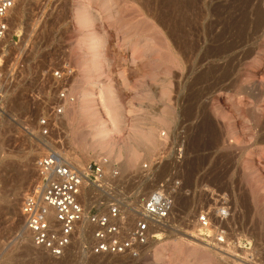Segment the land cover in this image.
Here are the masks:
<instances>
[{"label":"rangeland","instance_id":"rangeland-1","mask_svg":"<svg viewBox=\"0 0 264 264\" xmlns=\"http://www.w3.org/2000/svg\"><path fill=\"white\" fill-rule=\"evenodd\" d=\"M163 1L17 0L10 10L0 264H264V0ZM61 87L74 101L56 115ZM59 147L78 168L99 158L108 175L115 167L108 201L119 190L135 203L180 180L168 230L137 258L93 255L87 236L58 259L29 245L21 204L36 160Z\"/></svg>","mask_w":264,"mask_h":264},{"label":"built area","instance_id":"built-area-1","mask_svg":"<svg viewBox=\"0 0 264 264\" xmlns=\"http://www.w3.org/2000/svg\"><path fill=\"white\" fill-rule=\"evenodd\" d=\"M16 2L0 0V41L7 34V17ZM54 76L59 79L62 74L55 71ZM3 78L1 56L0 110L4 98ZM57 100L58 104L53 107L56 115L62 113L64 104L74 101V95L68 88L61 87ZM38 123L40 133L47 135L48 119L41 118ZM108 167L109 162L99 158L78 168L66 157L62 147L38 157L35 182L21 204L23 228L33 247L58 259L64 257L81 236H87L83 249L93 255L137 258L147 244L159 236L158 226L165 224L171 215L174 190L180 187V180L172 178L169 186L166 182L160 183L135 203L119 198L123 193L119 190L108 201L105 200L108 192L119 187L117 170L113 167L108 175ZM220 208L218 216H225L227 209ZM209 219L210 214L204 211L197 223L206 229Z\"/></svg>","mask_w":264,"mask_h":264},{"label":"bare ground","instance_id":"bare-ground-1","mask_svg":"<svg viewBox=\"0 0 264 264\" xmlns=\"http://www.w3.org/2000/svg\"><path fill=\"white\" fill-rule=\"evenodd\" d=\"M149 1H150V0H149ZM162 1H163V0H162ZM164 1H165V0H164ZM164 1L161 2L163 5H164ZM167 1H168V0H167ZM170 1L173 2L174 0H170ZM176 1H177V0H176ZM172 2H171V3H172ZM179 2H180V0H179ZM179 2H177V3L179 4ZM183 2H184V1H183ZM183 2H182V3H183ZM165 3H166V1H165ZM171 3H170V4H171ZM182 3H180V5H181ZM168 4H169V2H168ZM183 4H184V3H183ZM176 5H177V4H176ZM190 5H191V4H190ZM192 5H193V4H192ZM177 6H178V5H177ZM177 6H175V3H174V5L172 4L173 10H174L175 8H176V9H180V8H178ZM182 6H183V5H182ZM182 6H181V7H182ZM184 7H185V5H184ZM184 7H182L183 10H184ZM165 8H166V7H165ZM182 8H181V9H182ZM163 11H164V9H163ZM166 11H167V10H166ZM166 11H165V12H166ZM176 11H177V10H176ZM181 11H182V10H181ZM181 11H180V12H181ZM184 11H185V10H184ZM191 11H192V10H191ZM173 12H174V11H173ZM187 12H188V11H187ZM166 13H168V12H166ZM169 13H171V12H169ZM182 13H183V12H182ZM194 13H195V12H194ZM158 14H159V13H158ZM174 14H176V13L174 12ZM180 14H181V13H180ZM188 14H189V13H188ZM172 15H173V14H172ZM178 15H179V14H178ZM182 15H183V14H182ZM186 15H187V13H186ZM124 16H125V15H124ZM174 16H175V15H174ZM174 16H173V17H174ZM176 16H177V15H176ZM179 16L181 17V15H179ZM169 17H171V15H170ZM173 17H172V18H173ZM81 18H82V17H81ZM162 18H163V17H162ZM195 18H196V17H195ZM83 19L86 20V17H85V18H82L81 20L84 21ZM160 19H161V18H160ZM169 19H171V18H169ZM181 19H182V17H181ZM184 19H185V18H183V20H184ZM165 20H166V19H165ZM183 20H182V21H183ZM188 20H189V19H188ZM91 21H92V20H91ZM167 21H168V20H167ZM182 21H181V22H182ZM172 22H173V21H172ZM177 23H178V22H177ZM182 23H183V22H182ZM184 23H185V22H184ZM184 23H183V24H184ZM189 23H190V22H189ZM90 24H91V23H90ZM186 24H187V23H186ZM88 25H89V23H88ZM120 27H121V26H120ZM146 28H147V27H146ZM173 28H174V27H173ZM178 28H179V27H178ZM174 29H175V28H174ZM176 31H177V30H176ZM133 33H134V32H133ZM175 34H176V33H175ZM148 35H149V34H148ZM154 37H155V36H154ZM154 42H156V41H154ZM158 42H159V41H158ZM160 42H161V41H160ZM160 46H161V45H160ZM79 144H80V145H83L82 138H80V142H79ZM82 147H83V146H82ZM216 176H217V175H216ZM151 184H152V183H151ZM174 191H175V190H174ZM176 193H177V192H176ZM176 193H175V194H176ZM177 196H178V195H177ZM177 199H178V198H177ZM174 203H175V202H174ZM174 206H175V205H174ZM174 210H175V209H174V207H173V208H172V211H171V214H173V211H174ZM220 211H221V208L215 210L216 213L218 212L217 214H219ZM170 217H171V215H170ZM198 225H199V224H198ZM158 227H160V228H158V231H159V229L162 230L163 232H166V231L168 230V226L166 225V223H165V224H162V225H159ZM194 228H195V227H194ZM200 228H201V227H200ZM202 229H203V228H202ZM169 230H170V229H169ZM162 234H163V233H162ZM160 235H161V234H160ZM160 238H161V237H160ZM161 239H162V238H161ZM29 245L32 246L31 243H29ZM178 247H179V246H178ZM173 248H174V247H173ZM173 248H172V249H173Z\"/></svg>","mask_w":264,"mask_h":264}]
</instances>
